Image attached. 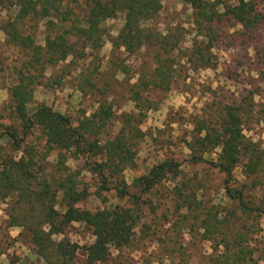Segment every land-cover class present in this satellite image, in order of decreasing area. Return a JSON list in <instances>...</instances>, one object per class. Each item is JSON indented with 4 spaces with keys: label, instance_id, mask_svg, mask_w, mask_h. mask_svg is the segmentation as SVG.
<instances>
[{
    "label": "trees",
    "instance_id": "1",
    "mask_svg": "<svg viewBox=\"0 0 264 264\" xmlns=\"http://www.w3.org/2000/svg\"><path fill=\"white\" fill-rule=\"evenodd\" d=\"M178 1L192 10L190 30L182 24L165 32L157 28L163 0H0V9L10 14L0 21L4 44L27 55L15 66V83L4 104L7 115H0V203L7 205L6 228L20 229L24 243L45 264H79L81 250L86 264H108L114 251L132 248L160 231L162 264H190L188 246L201 243L210 245L202 264H264V197L256 195L264 187V143L245 134L246 124H264V103L263 111L257 109L264 91L255 82L241 91L239 100L213 101L192 118L194 131L185 141L189 162L207 164L224 175L218 201L205 199L209 191L202 180L182 181V164L170 157L131 183L126 178L144 137L139 125L161 104L149 98L152 92H171L184 72L217 70L216 50L242 56L252 52L254 64L264 61V0ZM119 17L124 23L111 39L112 54L149 50L153 64L139 69L130 88L138 127L132 114L123 113L117 119L118 134L105 138L118 114L113 102L99 100L90 115L82 111L74 121L37 103L35 90L61 86L66 75L55 72L60 64L64 73L85 61L88 52L101 50L111 36L106 23ZM40 26L44 45L36 33ZM188 38L190 47L184 48ZM251 66L243 58L239 69L264 74V69ZM118 72L129 74L130 67L120 64ZM88 86L94 89L96 83L87 76L79 90L85 92ZM81 159L82 168L69 163ZM239 167L246 180L242 184L235 179ZM87 173L96 181L95 192L90 191ZM164 183H172L171 204L160 212L152 206L156 223H143L147 197ZM110 195L130 206L117 202L104 209L86 207L92 196ZM161 220L169 224L165 231ZM74 224L88 227L94 242L81 246L69 239L67 231Z\"/></svg>",
    "mask_w": 264,
    "mask_h": 264
},
{
    "label": "rangeland",
    "instance_id": "2",
    "mask_svg": "<svg viewBox=\"0 0 264 264\" xmlns=\"http://www.w3.org/2000/svg\"><path fill=\"white\" fill-rule=\"evenodd\" d=\"M9 12L0 9V21L8 19ZM192 10L178 0H163V9L157 18V28L165 32L167 27L175 24H182L187 29H191L190 19ZM124 19L119 17L115 20H109L106 25L111 34L110 38L105 41L104 47L94 53L88 52L85 61L67 68L63 73L62 65L55 70L59 76L66 75L61 86L54 85L49 87L38 86L35 90V101L37 103H46L54 110L68 114L74 121L86 112L91 114L97 107V101L107 99L113 102L117 116L109 125L104 137L111 138L118 134L121 125L117 119L123 113L134 116L133 124L138 127V111L133 102L130 101V88L138 80V71L145 64L152 65V53L149 50H142L135 55H129L124 50L118 54H112L111 39L116 37L122 28ZM40 43L44 45L43 36L44 28L41 26L36 30ZM185 44L184 48L190 47V42ZM5 35L0 30V115L6 116L4 104L9 99V87L15 83V66L21 65L27 55L20 49L12 46H6ZM3 45V46H2ZM219 64L217 70H201L199 72H184L177 80L171 92L161 91L152 92L150 99L160 102L158 110L146 113L139 125L144 137L140 139V151L137 156L136 165L133 169H128L125 174L129 183L134 177L141 176L147 172L148 168L161 162L165 157H170L179 161L183 171L182 181L190 179L197 181L202 180L206 185L208 194L207 200H217L220 193L221 184L224 175L211 168L207 164L192 165L189 162V150L185 146V141H189L194 127L192 125L193 115L200 113V110L213 101L230 103L240 98L241 91L249 88L250 84H257L262 92L264 91V74L260 77L256 74L249 73L239 69L243 58L247 63H252L256 69H264L262 63H253V53L249 56H243L238 51H218ZM70 62V61H68ZM77 63V61H76ZM68 64V63H67ZM126 64L130 67L129 74L118 72V65ZM66 66V65H65ZM187 67H185L184 71ZM54 72V74H55ZM51 74L47 71V77ZM82 74V76H81ZM224 75L232 76L233 80L227 81ZM82 78H81V77ZM89 77L96 83V88L87 87L85 92H81L79 84L82 79ZM217 92H210L208 88ZM107 94V97L104 96ZM214 93V94H213ZM257 102L261 97L257 96ZM261 101L259 111H263ZM82 111H84L82 113ZM7 121V120H5ZM8 122V121H7ZM2 123L0 122V131ZM245 134L256 142L264 143V124L254 126L246 124ZM217 155L213 156L216 159ZM73 168H82L84 160L69 162ZM90 191L97 190L96 181L90 174H85ZM237 183L242 184L246 180L241 174L240 167L235 172ZM172 183H164L159 186L149 197H147L146 215L143 223L154 225L157 214H153L152 206H156L160 211H165L171 204L170 192ZM258 191V192H257ZM259 198L264 197V187L256 190ZM119 203L123 206H130L127 202L113 199L110 195L106 199H99L92 196L86 205L89 209H104L106 206ZM6 203H0V264H10V261L18 260V264H45L32 254L27 244L24 243L23 237L20 236V229H7L6 216L4 209ZM158 212V213H159ZM157 220V219H156ZM163 231L169 228V224L161 220L160 224ZM142 226H140L141 228ZM164 235L161 231L149 237L146 241L140 242L132 248H126L122 251H114L108 264H162V247L158 245L157 238ZM67 237L81 246L92 244L94 237L92 231L79 224H74L68 231ZM188 243L190 237H186ZM209 244H199L196 247L191 246L188 252H191L192 259L190 264H202L204 254L210 253ZM79 264H86L85 253L81 250L78 256ZM169 264V262H163Z\"/></svg>",
    "mask_w": 264,
    "mask_h": 264
}]
</instances>
